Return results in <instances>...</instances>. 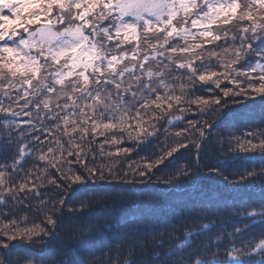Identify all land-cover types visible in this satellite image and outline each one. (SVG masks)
Here are the masks:
<instances>
[{
  "label": "snow or ice",
  "instance_id": "1",
  "mask_svg": "<svg viewBox=\"0 0 264 264\" xmlns=\"http://www.w3.org/2000/svg\"><path fill=\"white\" fill-rule=\"evenodd\" d=\"M205 91L212 95L202 98ZM257 106L264 115V0H0V264H72L46 262L43 251L39 261L13 253L46 249L65 211L87 207L83 200L69 207L70 193L119 187L162 194L149 185L174 190L193 167L228 191L261 194L258 205L243 201L229 213L243 222L225 229L226 258H200L198 249L194 259L173 260L186 238L142 262L133 257L147 252L129 248L123 264H264V120L237 127L243 110ZM190 114L200 118L185 119ZM174 121L187 126L172 143L165 136L152 154L130 160ZM225 121L236 131L215 132ZM213 140L220 158L201 168L202 150ZM190 144L193 164L166 174L167 165L160 166ZM255 153L258 169L228 171L238 160H256ZM26 154L34 163L25 172Z\"/></svg>",
  "mask_w": 264,
  "mask_h": 264
},
{
  "label": "trees",
  "instance_id": "2",
  "mask_svg": "<svg viewBox=\"0 0 264 264\" xmlns=\"http://www.w3.org/2000/svg\"><path fill=\"white\" fill-rule=\"evenodd\" d=\"M237 15H239V10ZM235 23L236 21L232 22V24ZM232 24H214L212 28L214 30L225 27L231 28ZM129 39L132 43H137L135 38L129 37ZM218 43H223V41ZM126 46L131 47L128 44ZM147 50L150 51V49ZM174 58L179 60L181 57L174 56ZM198 87L210 88L214 85H198ZM199 95L202 98H208L212 93L205 91L200 92ZM192 107L193 109L196 108L195 105ZM243 111L244 115L237 122V127L255 128L264 120V115H262L259 106ZM199 118V116L191 114L185 117V119ZM207 118L205 117V119ZM23 119H27V117H23ZM186 126V124L177 121L171 125H165L168 132L165 133L162 127L159 139L136 149L130 160H138L139 157H147L152 154L154 150H157L158 145L163 146L165 136H167V142L172 143L176 139L175 131ZM226 127L229 131H236V128L231 127L229 121L218 124L214 131L219 133ZM98 139L103 138L98 137ZM217 147L213 140L202 150L201 168L217 163L220 158ZM193 151L191 144L187 150L180 149L174 154V157L168 158L160 168L164 169L167 165L166 174L174 175L175 169L193 164ZM254 155L257 156L256 160H238L230 166L228 171L238 174L243 169H258L262 161L258 158L259 153ZM25 159L27 163L24 171L26 172L32 169L34 159L27 154ZM153 179L155 180V177ZM138 187L142 188L143 186ZM149 187L152 189L159 188L162 194L147 192L133 194L122 191L119 187L107 194L93 193L89 189L70 193L67 200L69 207L75 204L79 208L81 200L87 204V207L76 213L65 211L56 228L55 240L46 249H42L40 245H34L31 249L24 246L14 250L13 259L23 257L24 260L35 259L39 261L43 251V259L46 262L65 260L77 264L80 260L87 262L89 257H92L97 261L103 260L105 264H110L108 253H111L112 259L117 260L118 264H123L127 250L133 248L136 252H147V256L133 257L142 262L149 259L154 250L156 255H163L174 248L177 243L183 242L187 238V243H184L182 248L176 249V256L173 257V260H179L181 254L189 259H194L198 249L203 254L200 258L223 260L226 258L223 255V250L227 246L225 229L230 230L234 225L243 222L241 218L229 215V213L233 210L239 211L243 201L249 202L250 206L258 205L261 196L258 189L228 191L227 186L208 179L205 174L200 173L198 175L194 167L190 177L180 176L179 185L174 190L169 185L157 183H152ZM165 188H168L169 191L164 192L163 189ZM40 191L46 193L47 189L41 188ZM257 211H259L258 207ZM29 218L36 219L37 222L42 219L39 216H30ZM205 223L209 225L208 228L203 227ZM255 223H259L258 216L255 218ZM194 229L196 232L186 237V234L193 232ZM161 243L163 247H159ZM141 246L145 247L142 248ZM118 248L121 249L119 253H117ZM215 249H220L222 254L220 256L214 255ZM153 264H158V262H153Z\"/></svg>",
  "mask_w": 264,
  "mask_h": 264
}]
</instances>
